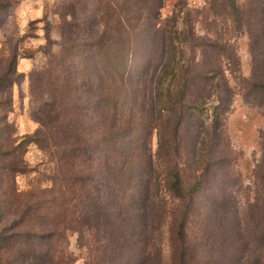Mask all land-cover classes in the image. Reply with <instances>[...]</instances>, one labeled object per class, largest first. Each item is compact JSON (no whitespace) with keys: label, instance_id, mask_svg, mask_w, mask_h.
<instances>
[{"label":"rangeland","instance_id":"rangeland-1","mask_svg":"<svg viewBox=\"0 0 264 264\" xmlns=\"http://www.w3.org/2000/svg\"><path fill=\"white\" fill-rule=\"evenodd\" d=\"M168 64L163 95L175 79L186 98L161 121L154 80ZM209 69L214 89L194 81ZM251 72L248 35L209 0H0V263L179 264L184 251L185 264H264V96L244 98ZM114 133L118 146L105 144ZM206 137L203 186L176 202L165 176L191 189ZM71 146L86 151L74 164ZM71 175L86 177L78 202L97 208V231H80Z\"/></svg>","mask_w":264,"mask_h":264},{"label":"trees","instance_id":"trees-1","mask_svg":"<svg viewBox=\"0 0 264 264\" xmlns=\"http://www.w3.org/2000/svg\"><path fill=\"white\" fill-rule=\"evenodd\" d=\"M211 7L215 10V8H220L221 11L224 13L229 12V15L232 17L233 22L236 24V26L239 29H242L246 32L248 35L249 39V50H250V56H251V64H252V72H251V78L250 80H241L243 83L246 85V89L248 90V93L244 98H246V101L248 100L249 94L252 92V96H261L263 97L264 95V0H246L244 5L241 7H238L236 4V0H209ZM107 15H106V20H107ZM126 18V19H125ZM124 19L116 20V25L114 26V29H116V32H118L119 39H117V44L114 48V50L119 49L121 52H123L122 45L123 44H130L131 41L129 38H131V34L134 33V31L131 33L130 28H131V17L126 16ZM102 19V16H101ZM139 29V27L137 28ZM108 26L106 25V36L102 34L96 43V47L99 49L100 55H98L99 59H103V54L101 55L102 52H105L106 50V60H108V50L111 45L112 40L107 38V32L108 31ZM131 33V34H130ZM195 40V39H194ZM198 45V44H197ZM201 45L199 44L198 47ZM122 50H121V49ZM222 55L225 56L226 59L229 61L231 60L237 67L238 64L236 60L234 59V56H229L225 50L221 51ZM225 52V53H224ZM109 53V52H108ZM107 66V65H106ZM169 64L166 66V69L164 68V71L160 76L157 78L155 77L154 80V91H155V101L156 104L160 103L164 99V103L162 105V108H160V112L163 114L161 116V121H163V118L165 116L176 113L178 110L176 108H183V101L186 98V92H183L186 88V85L183 87V90L181 92H178L176 90L175 84V79H171V84L167 86L165 92L166 95H163V76L165 75V72L167 73V69H169ZM111 73L108 72V69H106V73L109 75H114L115 76V70L110 71ZM218 71L214 69H209V70H203L199 71L198 74L196 75V78H194L195 83H199L202 85H205L207 87H210L212 89L216 88V83L214 80L216 76H218ZM177 83V82H176ZM189 85L191 86L192 81L188 82ZM209 97V95H208ZM207 98H204L201 95H198L197 100L194 102V106H189L188 109L192 110L196 115H198L205 106ZM254 105L260 106V103H256L255 101L253 102ZM220 105V104H219ZM218 105V107H219ZM214 107L213 111L215 112L214 118L212 121L207 124L208 129L212 132V134H216V132H219V130L222 127V120L220 118V114L218 113L219 108ZM224 113V111H223ZM222 113V114H223ZM206 136H211L206 135ZM203 138L202 139V147L200 148L199 152V159L197 160V170L200 172L198 179L196 180L195 184L191 189H189L187 192L184 191L183 188V181L181 177L178 174H172V172H168V169H161V167H157V169L160 170V172L163 173V171L166 174L165 178L167 180L166 184V190L171 197L177 202H184L185 204L190 202L192 200L193 196L199 191V189L203 186L204 179L203 178V170L207 167L208 165V159L206 158L207 151L209 150L208 147L211 146L213 143V140L211 138ZM109 138V139H108ZM119 134L114 133V135L110 137H105V144L106 140H109L110 142L114 141V146H118L119 142ZM80 145H85V144H80ZM105 147V146H104ZM73 146H71V154L67 156V160L71 161L72 164H74L76 161L80 159V157L88 150L87 145L85 146L86 151L82 153L81 151H76L75 156L73 153ZM80 148V146L78 147ZM106 151V147H105ZM89 153V151H87ZM204 153V154H203ZM205 156V157H204ZM158 157H161L160 155ZM66 160V161H67ZM65 161V160H62ZM65 166V165H63ZM63 168V167H62ZM65 168L62 169V177L64 175L63 171ZM133 172L131 169H127L126 177L121 175L122 180H126L128 178L129 180L132 179ZM155 175V171H154ZM72 176V175H71ZM76 177L75 175H73ZM72 176V177H73ZM70 177H64L61 180L62 181H68V185L71 186L72 190L74 189L77 191L78 198H76L77 204L75 205L76 207V217H77V222L80 225L81 229L80 231L83 232V228L85 231H92L98 230L97 222L99 221V213L96 207H93L94 210H90V206H85V203L78 202L81 201L80 195L82 194V189L84 186V178L83 176L76 177L75 181L70 182ZM173 179V181H171ZM88 209V210H86ZM75 210V211H76ZM90 210V212H89ZM94 211V212H93ZM171 212V211H170ZM190 209L189 206L185 208V211L183 212L182 215V220L179 223V228L183 230V224H185L186 218L189 215ZM93 216H91V214ZM178 242L183 243V237L182 233L179 235ZM183 248V247H182ZM183 250V249H182ZM179 255V264H185V257H184V251H182ZM1 264V263H0Z\"/></svg>","mask_w":264,"mask_h":264}]
</instances>
